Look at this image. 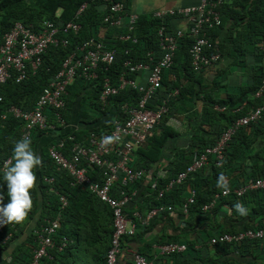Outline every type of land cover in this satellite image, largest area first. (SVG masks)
<instances>
[{
    "label": "trees",
    "instance_id": "1",
    "mask_svg": "<svg viewBox=\"0 0 264 264\" xmlns=\"http://www.w3.org/2000/svg\"><path fill=\"white\" fill-rule=\"evenodd\" d=\"M84 3L87 5L80 17L81 29L78 33L68 35V44L66 46L50 45L43 54L42 64L36 73H30L21 82H17L16 76L13 74L2 85L1 94L3 101L0 102V162L12 156L14 141L21 138L23 125L20 119L11 115L4 119L2 117L4 112L12 105L24 109H32L45 86L54 79L61 69L66 57L79 43L90 37L97 36L99 29L106 26L104 17L109 10L107 4L102 0H0V36L8 32L17 21L32 27L34 30H39L43 21L48 19L57 24H65L75 18L77 11ZM221 14L222 25L210 31L212 38L218 41L220 45L222 55L220 61L231 58L233 64L243 66L250 71L252 81L247 86L241 85L235 93H228L227 97H231L229 101L222 100L220 102L215 100L213 98L215 95L211 91H207L204 94L203 97H205L208 106L202 116H200L201 118L198 120L191 137L192 148L190 147V150L183 151L174 160L170 161L167 178L184 170L206 146L214 144L234 119L246 114L250 109L264 104V92L261 97H256V92L264 80V48L261 46L264 42V0H226L221 6ZM171 18L166 19L168 26ZM161 23L160 19L154 18L152 15H140L136 30L131 32L132 36L138 38L137 43H133L132 40H122L118 37L121 33L127 32L125 28H120L121 31L117 33L116 38H113L111 33L107 35V39L104 42L116 50L115 60L99 69V78L97 80L93 82L77 80L69 86L67 109L63 111L67 121L70 123L72 108L77 99L82 97L80 113L76 117L85 122H91L89 119L90 112L85 108L88 107L99 114L98 118L108 117L102 126L83 131H74L73 128H69L66 133L54 134V140L47 142L45 145H40V139H43L46 135L51 136V133L54 132L39 128L34 129L30 140L32 141L33 150L41 159V165L35 170L37 180L31 192L33 208L24 222L20 224L14 223L18 232L16 231L17 229L11 228L5 232L12 230L13 236L9 242L7 241L8 243L6 242L0 248V259L3 251L18 237L19 232H24L28 227L27 225L35 217L37 228L46 220L54 219L62 210V225L55 236L57 242L62 236L71 238V236L76 234L77 230L68 227L67 221L76 222L80 219L78 199L84 197L83 199L91 198L92 200L93 198L97 199V197L83 186L70 185L71 176L65 171L56 169V164L49 155V147L60 138L68 136V134H74L77 138L84 139L92 131L97 133L105 131L111 127L115 117H121L123 113L121 106L124 102L136 101L138 92L131 88H125L118 94L113 95L109 99L108 105L103 107L99 101L102 80L108 76L114 85H118V79L125 70L124 62L127 58L132 57L136 61H141L146 59L148 52L160 55L157 32ZM170 30L172 29L170 28ZM219 35H222L220 40H218ZM190 43L191 38L189 36L180 39L174 64L165 72L162 88L151 102V107L160 104L175 88L179 89V94L176 97L183 101L187 100V98L193 100V97H198L200 92L196 89L195 83L197 80L193 78L197 71L193 69L189 54ZM215 83L217 84V82ZM73 85L81 87L73 90ZM86 85L90 86L91 92L82 94ZM173 100L170 98L169 112L165 115L164 121L174 114V106L176 105H173ZM216 104L222 109H216ZM82 107L86 110L84 111ZM239 108L240 110L238 111L237 109ZM49 114L51 120H53L54 112L50 110ZM178 135L179 131L171 125L162 123L160 129L156 127L148 136L147 142L135 151L134 166L147 168L154 163H160L166 144L171 138ZM221 175L225 177L229 188L239 187L249 180L264 177V112L256 123L244 126L234 134L225 150V158L220 165L216 163L214 157H211L208 165L188 177L186 181H191L192 188H190L195 189L197 195L195 203L190 207L189 214H183L186 216L183 221L185 225L179 231L197 233L199 231L192 225L207 223L210 226L208 233H206L208 240L199 239L198 235H194V237H190L185 241L188 244L185 252L168 256L176 257L179 260V264H183L185 261L190 262L189 264H264V240L246 239L240 243L209 245L210 238L217 233L236 232L240 229H254L264 226V188L248 191L242 197L235 195L224 197L213 209L209 211L203 210V206L216 193L224 190L222 187L217 186V181ZM52 176L55 177V181L51 184L46 181V177ZM167 178L161 180V186L158 188L163 187ZM183 184L166 193L161 201L157 200L156 192L155 196H153V205L161 202H170L174 199H182V203H184L189 195L187 197L183 196V191L185 190V185L183 186ZM139 185L140 183L136 187ZM52 189L56 190V192ZM6 193V185L0 184V194L4 195L5 204L8 203ZM59 194L68 197L69 203L64 209H61ZM97 200L99 201V199ZM238 203L247 209V215L243 216L249 218L250 224L243 228L232 227L219 231L217 228H221V224L211 221L218 217L225 218L227 221L238 219L242 216L235 208ZM224 204L229 205L233 215H229L224 210ZM166 216L172 223V215L166 214ZM29 239L35 241L34 233H31ZM175 240L174 236H172L166 242ZM70 244L71 242L64 250L68 249ZM33 245L35 248L36 244L33 243ZM197 245H199L198 248L196 247ZM54 249L58 250L57 248ZM54 249H51L49 254L53 253ZM23 253L27 255L23 256ZM32 255L33 252L26 251V249L23 250L22 246H20L12 253L11 259L0 260V264H26L31 260ZM233 255L236 257H233ZM238 255L241 256V259ZM46 258L48 257L44 259Z\"/></svg>",
    "mask_w": 264,
    "mask_h": 264
},
{
    "label": "built area",
    "instance_id": "2",
    "mask_svg": "<svg viewBox=\"0 0 264 264\" xmlns=\"http://www.w3.org/2000/svg\"><path fill=\"white\" fill-rule=\"evenodd\" d=\"M102 1L109 9L104 17L106 26L125 28L127 32L121 33L118 37L137 43L138 38L132 36L131 32L136 30L140 15L128 12L122 0ZM225 1L201 0L197 5L154 11L152 16L162 21L157 32L160 55L148 52L146 59L141 61H136L132 57L127 58L118 85H114L111 78L106 76L102 80L99 95V101L105 107L113 95L118 94L122 89L131 88L138 92L136 101L124 102L121 106L123 112L121 117H115L111 127L105 131L101 133L92 131L84 139L68 134L49 147V155L55 162L56 169L65 171L71 176V186H83L112 209L113 233L106 253V264H122L123 240L127 236H134L138 226H148L157 216L171 215L175 210L173 204L161 202L151 206L145 213L140 210L132 213L127 211L129 204L137 195L136 185L147 175V168L134 166L135 151L147 142L148 136L162 123L169 112L170 98L179 94V89L175 88L160 104L150 106L157 92L162 88L165 72L174 64L180 39L185 36L191 38L189 54L195 71L201 72L220 62L222 58L220 45L212 38L210 31L222 25L221 6ZM86 5V3L81 5L75 18L65 24H57L48 19L43 21L39 30H34L17 21L8 32L0 36V102L3 101L1 87L13 74L17 82L24 81L30 73L34 74L39 69L42 56L50 45L66 46L69 43L68 35L80 31V17ZM178 16L187 19L186 28L170 30L166 19ZM261 46L264 48V42ZM115 56L116 50L109 47L98 35L85 39L66 57L61 69L45 86L32 109L12 105L2 117L5 119L11 115L22 121L21 138L30 139L36 128L49 130L55 134L66 133L72 126L63 114L67 109L69 86L77 80L86 82L97 80L99 69L103 65L111 64ZM143 74L146 75L145 82L139 80ZM173 78L176 79L175 76ZM263 92L264 80L256 92V97H261ZM50 110L54 112L53 120L49 116ZM237 110L239 111L240 108ZM263 112L264 104L234 119L214 144L206 146L184 170L176 175L167 178L168 170H162L161 177L159 176L157 180L167 178V181L161 188H158L157 182L153 184L157 192V200L161 201L166 193L182 185L192 173L208 165L211 157H214L216 163L220 165L234 134L240 128L256 123ZM73 130L76 131V128ZM105 137H113L112 143L104 144L102 141ZM10 161L11 156L1 161L0 168L5 162ZM46 181L52 184L55 177H46ZM263 188L264 177L249 180L239 187L229 188L227 192L223 190L216 193L203 206V210L213 209L224 197L230 195L242 197L248 191ZM196 195V190L191 189L189 196L182 203L180 208L184 215L189 214L190 207L196 201ZM59 197L61 209H64L69 203L68 197L63 194H59ZM3 203L5 204V201ZM223 208L230 211L228 204H224ZM62 217L61 210L54 219H48L33 229L36 246L31 260L26 264H41V261L50 255L51 249L57 248L62 251L69 245L71 238L62 236L58 242L55 238L61 228ZM9 228L16 230L14 223L0 224V248L13 236L12 230L5 233ZM246 239L264 240V226L240 229L236 232H220L212 236L209 243L211 245L240 243ZM158 247L163 255H172L185 252L188 244L183 241H170L161 243ZM133 258L135 264H152L138 252L134 253Z\"/></svg>",
    "mask_w": 264,
    "mask_h": 264
},
{
    "label": "crops",
    "instance_id": "3",
    "mask_svg": "<svg viewBox=\"0 0 264 264\" xmlns=\"http://www.w3.org/2000/svg\"><path fill=\"white\" fill-rule=\"evenodd\" d=\"M122 1L126 3L128 12L151 16L154 11L159 9H176L183 6L197 5L201 0ZM186 26L187 19L184 17H172L169 20V27L172 30L186 28ZM119 31H121V29L118 27L114 28L105 26L99 29L97 35L102 40L107 39V35H110V33L113 38H116L115 36H117ZM221 37L222 35H219L218 40H220ZM232 61L231 58L222 60L215 66L196 73L193 78L194 80H197L195 85L196 89L200 92L197 98L193 97V100L187 98L185 103V101L178 97H172V99H174L172 103L173 105H176L174 106V114H172L169 119H165V121L163 120L162 123L173 126L179 131V135L168 141L161 162L154 163L150 167H147V175L140 185L136 187L137 195L129 204L127 208L128 212L132 213L135 210H140L142 213L147 212L154 203L153 196H155L156 191L153 188V184L157 182L158 187L161 186V180L163 178H159V180H157V178L162 174V170H168L171 160H174L183 151H188L190 150V147L192 148L191 137L198 124V120L201 118L200 116H202L205 108L208 106L205 97H203L204 94L207 91H211L215 95V97H213L215 100L220 102L222 100L229 101V98L231 97H227L228 93H235L241 85L247 86L251 83L252 79L250 71L243 66L233 64ZM145 79L146 75L143 74L139 80L145 82ZM215 82H217V84ZM73 86V90L77 87H81L78 85ZM84 88L82 94H88L91 92L90 86L86 85ZM81 102L82 97H79L72 108L73 110L71 111L70 119L72 126H70V128H76L77 131H83L102 126L108 117L98 118L99 114L88 107L85 108L90 112L89 119L91 122H85L76 117L77 114L80 113ZM215 107L218 110L221 108L218 104H216ZM86 109L83 110L85 111ZM172 117L174 119L170 120ZM162 123L158 126L159 129ZM54 134L55 133H51V136L46 135V137L40 139V145H45L47 142L53 141L55 138ZM184 185L185 190L183 191V196L187 197L192 188V183L191 181H185L183 186ZM83 198L84 197L78 199V209L81 214L80 219L76 222H72V220L67 221L68 227L77 230L76 234L71 236L73 240L71 239L69 248L64 251H56L54 249L53 253L51 252L48 258L43 259L41 264H105V254L110 245L109 242L113 227L112 209L95 198L92 200L91 198ZM165 203H171L175 206V210L173 214H171L173 222L171 223L167 216L161 214L157 216L150 225L138 226L134 236H127L123 240V251L121 255L122 264H135L133 258L135 252L144 255L152 262V264H179V260L176 257L173 258L172 256L163 255L158 246L171 239L172 236L176 239L175 241L183 242L190 237H194V235H198L199 239H207L206 233H208L210 228L207 223L192 225V227H196L199 231L197 232L198 234L195 232L193 233V231H187L188 233L179 231V229L185 225L183 221L186 218L180 208L182 205V199H174ZM227 213L233 215L231 214V210L227 211ZM211 222L220 223L221 228L219 227L217 229L221 231L222 229H229L232 227L243 228L250 224L251 221L248 217L240 216L238 219H232V221H227L225 218L218 217ZM27 226L28 227L24 232H19L18 237L15 238L9 247L3 251L0 260L11 259L12 253L20 246H22L23 250L26 249V251L33 252L34 241L29 238L33 228L36 227V217ZM16 231L18 232V229ZM209 245L211 244L209 243ZM196 247L198 248L199 245ZM25 255L27 254L23 253V256ZM234 256L235 255H233V257ZM238 256L241 259V256ZM189 263L190 262L188 261L183 262V264Z\"/></svg>",
    "mask_w": 264,
    "mask_h": 264
},
{
    "label": "clouds",
    "instance_id": "4",
    "mask_svg": "<svg viewBox=\"0 0 264 264\" xmlns=\"http://www.w3.org/2000/svg\"><path fill=\"white\" fill-rule=\"evenodd\" d=\"M113 137H105L104 144H110ZM41 165V159L33 150L32 141L23 137L14 141L10 162H5L0 168V184L6 185L8 203L4 204V195L0 194V224H20L25 221L33 208L31 192L36 185L35 170ZM217 186L225 192L229 190L223 175L217 181ZM240 215H247V209L242 204L235 205Z\"/></svg>",
    "mask_w": 264,
    "mask_h": 264
}]
</instances>
